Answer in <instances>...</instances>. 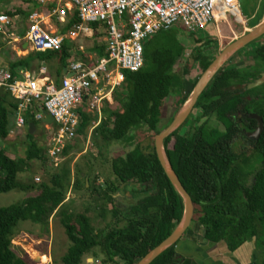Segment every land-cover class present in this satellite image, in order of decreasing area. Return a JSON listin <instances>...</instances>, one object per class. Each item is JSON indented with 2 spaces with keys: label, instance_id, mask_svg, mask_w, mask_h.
<instances>
[{
  "label": "trees",
  "instance_id": "16d2710c",
  "mask_svg": "<svg viewBox=\"0 0 264 264\" xmlns=\"http://www.w3.org/2000/svg\"><path fill=\"white\" fill-rule=\"evenodd\" d=\"M23 1L31 5L29 11L19 9L5 13L25 17L42 8L33 0ZM257 3H254V13ZM260 9L261 15L264 2ZM245 15L249 17L248 13ZM78 23L77 16H69L61 31L66 33ZM92 26L97 27L94 24ZM183 31L199 40L198 34L181 27L149 38L145 42L144 67L138 72H125V82L113 92L114 103L105 100L103 119L95 130L106 144L131 141L135 130L141 127H146L151 136L158 135L167 128L165 126L160 130L159 127L163 121L165 102L175 88L179 92L185 88L181 77L174 71L186 52L179 37V33ZM96 36H99L98 33ZM216 44L217 41H209L195 48L192 57L194 63L201 68V74L215 60L206 51ZM76 46L75 42L68 41L61 50L30 52L25 57H19L14 51L15 58L8 63V70L21 78L22 71L36 70L33 72L36 74L42 65H46L49 75L60 86L64 69L77 57ZM92 52L100 57L105 56V44L97 43ZM248 55L255 63L254 66L245 69H222L196 106V109L203 110V117L216 113L227 130L221 132L206 123L199 129L195 128L196 133L191 137L179 136V131L174 133L166 140L165 147L175 172L193 199V223L202 227L204 241L210 245L224 243L230 252L235 253L255 239L259 249L257 264H264V132L248 151L237 152L231 146L235 137L232 131L235 123L226 116L227 112L232 115L242 106L245 113L255 112L264 119L263 102L246 97L251 93L246 88L247 85L264 65V46L248 52ZM188 74L185 69L183 75ZM198 80L189 90V96L182 98L180 108L189 99ZM235 86L239 87L238 91L231 92ZM17 108L18 104L11 95L0 91V140L9 138L13 128L10 117L15 116ZM88 108L89 104L84 103L78 110L81 124L76 138L65 147L63 158L80 151V142L88 137L91 125L98 119L87 112ZM200 119L201 117L199 121ZM252 122L254 126L257 125L255 120ZM30 124L36 125L38 133L40 123L28 115L27 132L17 135L26 136L25 159L11 158L5 149L0 148V194L38 190L37 194L26 198L20 204L0 208V264H31L28 254L25 258L14 249L17 227L21 222H30L40 226L44 233L50 234L51 219L62 209L72 187L71 170L68 166L61 167L58 173H46L47 164L51 162L50 157L47 158L48 149L41 147L36 137L30 134ZM102 156L100 154V161L105 163L103 165H108L109 169V172L101 171L105 178L104 185H93L90 175L86 177L89 180V191L96 194L99 217L105 219L111 214L114 222L98 232L89 216V207L82 214H73L64 209L61 212L62 224L71 245L63 257V264H82L84 257L89 254L97 259L100 254H104L106 260L102 264H137L170 237L183 218V199L158 159L154 140L146 148L138 145L125 156ZM35 161L40 162L49 180L41 182V179H35L28 184L20 181L21 175L33 171ZM254 164L260 167L257 169ZM251 169L255 170L253 182L247 186L245 180ZM99 178L100 175L95 176L93 182L96 183ZM84 187L86 188V183ZM124 194H130L134 202L126 197L129 206L123 210L118 206L120 201L117 196ZM109 203L112 208L108 212ZM181 243L182 240L152 264H183L185 256L179 252Z\"/></svg>",
  "mask_w": 264,
  "mask_h": 264
},
{
  "label": "built area",
  "instance_id": "2783aa9c",
  "mask_svg": "<svg viewBox=\"0 0 264 264\" xmlns=\"http://www.w3.org/2000/svg\"><path fill=\"white\" fill-rule=\"evenodd\" d=\"M33 1L42 8L27 16L26 22L22 15L0 13L1 42L17 54H24L58 51L72 41L77 45L78 61L71 63L70 75L63 79L61 87L51 78L46 65L36 74L22 71L21 78L0 69V91L9 93L18 104V132L27 129L28 115L41 123L45 113L52 115L55 129L48 155L54 168L63 163L65 147L77 136L81 124L78 110L85 98L90 99L92 112L101 119L104 101L113 103V92L125 82V72H138L144 67L145 42L149 38L177 26L194 34L214 26L218 33L224 27L231 28L230 17L244 27L249 22L240 0ZM69 16H77L79 23L66 33L50 30L54 18L65 25ZM93 24L97 27L93 28ZM97 33L102 36L106 55L94 60L82 39H93ZM46 128L51 130L50 126Z\"/></svg>",
  "mask_w": 264,
  "mask_h": 264
},
{
  "label": "rangeland",
  "instance_id": "374dc122",
  "mask_svg": "<svg viewBox=\"0 0 264 264\" xmlns=\"http://www.w3.org/2000/svg\"><path fill=\"white\" fill-rule=\"evenodd\" d=\"M8 2H0V13L7 12V11H14L16 12L19 9H26L29 11L31 9V5L25 3L23 0H7ZM254 1V0H252ZM255 2H258L260 4L261 0H255ZM261 3V7H262ZM39 5V4H38ZM257 6V4H256ZM242 9L244 14L248 13L250 19L249 22H247L246 27L238 24L234 18H229V22L231 24L230 27H224L221 32L216 31V28L214 26H210L208 28V31L199 33L198 39L196 37H192L188 34H185V32L179 33V37L185 47V56L182 57V59L178 62V64L175 66V73L177 76L181 77L182 83L185 86L184 90L182 92L177 91L175 88L172 92L171 96L167 99L165 102V108H164V115H163V121L159 125L160 130H162L165 126H168L169 123L173 120L175 115L182 109L180 108L179 103L181 102L182 98L189 96V90L191 89L192 85L195 83L197 79L201 77V68L198 64L194 63V59L192 57L195 48L200 47L202 44H205L209 41H217L219 43V48L214 47L212 49H209L206 51L207 55H209L211 58H216L220 53L221 50L227 47L232 42L240 39L245 34L252 31V29L259 23H257V20H251L252 15L254 14V4L252 2H244L242 3ZM24 11V10H23ZM26 17L23 18V22H26ZM251 17V18H250ZM261 17V15H260ZM52 24L55 25V28H58L59 30L62 29L64 25L60 24L56 18L53 19ZM253 27V28H252ZM179 29L180 27L177 26L174 29ZM235 32V35L231 32L232 30ZM102 36H96L93 39H82V43H84L85 48L87 49V52L89 55L93 57L94 60L97 59L94 52H92L91 47L93 45H96L97 43L99 45H102ZM261 42H258L256 44H251L238 54H236L231 61L226 65V67H229L231 65H235L239 68H248L254 65L253 60L249 57L248 52L254 51L256 49H259L264 44V37L260 40ZM222 46H221V45ZM11 51V56L15 58L14 50L8 49V46L5 45L4 51ZM24 54L20 53L18 56H23ZM10 56V58H11ZM96 57V58H95ZM77 58V57H76ZM79 58V57H78ZM4 67V66H3ZM187 69L189 72L188 75H183L184 70ZM52 78V77H51ZM54 81L55 79L52 78ZM64 79V78H63ZM63 79L60 80V86H62ZM56 82V81H55ZM178 82V81H177ZM257 91L263 92L264 86L260 87ZM87 107V106H86ZM90 111V110H89ZM91 112V111H90ZM93 116L98 117V114L95 113ZM201 117V110L195 109L192 117H191V124L186 127L184 131L181 132L182 135H187L189 131H191L190 135L195 133V128L200 127L203 122L200 123L199 118ZM12 126L14 125V116L10 117ZM98 120V119H97ZM96 120V121H97ZM45 126L41 127V124H39L40 128L38 133L35 132L34 136L40 143L41 147H46L48 149L49 144H51V138L53 134V128L50 126V129H47L46 126H49L47 124H44ZM209 125L211 127H218L219 124L215 123L214 120H212ZM95 127H91L89 130V135L84 139V141H81L79 144L80 151H75V153H70L67 157L63 158L64 161L60 165L59 168H54L51 165V162H48L46 173L49 174L58 173L63 166H68L71 170V184L72 187H70V191L67 197V200L65 201V204L63 205L62 209L59 210L58 214L56 213L50 222V234H46L41 230L40 226L34 225L30 222H21L19 226L17 227V233L16 237L14 239L13 245L15 251L20 256H25L27 258V254L30 259L29 262L31 264H34L36 258L39 260L35 264H45V261H47V257L52 259V262L50 264H63V257L66 255L71 242L69 241L65 228L62 224V215L61 212L64 209H67L70 213L76 214V213H86L87 208L89 207V216L93 220L94 227L99 232L100 230L106 228L108 224L113 223V217H111V214H108V217L100 218L98 212V206L96 201V194L93 195L91 191H89V180L86 177L87 175H90L92 179L93 185L101 186L104 185V175H102L101 171H107L108 165H103L104 162L100 161V154L103 155V158H111V157H118V156H125L128 152L136 148L138 145H140L142 148L148 147L153 140L155 141V136H151L149 132L147 131L146 127H141L133 133L132 140L126 141V142H110V144H106L102 137L99 135V133L96 132ZM14 129V130H13ZM14 133H10L9 138L7 140H0V148H3L7 151V154L11 158H26V152H27V141L26 136L24 137H18L17 135L20 133L18 130H15L13 127ZM193 130V131H192ZM23 133V131H22ZM180 133V131H179ZM185 133V134H184ZM132 135V133H131ZM50 156L48 155L47 158ZM254 163V162H253ZM105 164V163H104ZM255 166V164H254ZM257 169L260 167L259 165L255 166ZM253 167V169H256ZM251 169L250 174L246 178V185L250 186L253 182V173L255 170ZM45 172V171H44ZM43 167L41 166L39 161H35L33 163V171L32 172H26L23 175L20 176V181L28 184L32 183L35 179H41V182L44 180H49V176L44 174ZM99 180L94 183L93 178L95 176H99ZM86 180V182H85ZM40 182V183H41ZM86 183V188L84 187V184ZM38 185H36L37 187ZM88 188V189H87ZM35 189L31 192H17L12 191L8 194H0V208H6L12 205L20 204L23 202L26 198L33 196L38 193V190ZM118 200L120 201L118 203V206H121V209H127L129 206L128 199H131L132 196L130 194H124L118 195ZM138 199V197H137ZM101 208V207H100ZM112 208L111 203L107 206L108 212ZM189 233L185 236L187 238H191L192 240L202 243L204 241V232L201 226L197 223H192L189 228ZM218 254L222 255L219 258H216L218 261H226L228 264H231L232 260L236 262L235 264H257V252L259 251L257 241L254 239L248 243H246L244 246H242L235 254H230L231 252L228 250V247L226 244L222 243L219 244L217 247ZM216 249V250H217ZM201 252L196 253L195 256L198 258H204L208 259L207 255L209 256V252H205V250L200 249ZM199 250V251H200ZM187 251L193 252L191 250V246L187 247ZM212 251H215L212 249ZM220 251V252H219ZM220 253V254H219ZM42 258H38L41 257ZM261 256V254H260ZM259 256V258H260ZM194 257V256H193ZM232 257V258H230ZM261 259V258H260ZM106 260V256L104 254H100L99 258L93 256V254H89L84 257L82 264H102V261ZM200 263V262H198Z\"/></svg>",
  "mask_w": 264,
  "mask_h": 264
},
{
  "label": "water",
  "instance_id": "95a60500",
  "mask_svg": "<svg viewBox=\"0 0 264 264\" xmlns=\"http://www.w3.org/2000/svg\"><path fill=\"white\" fill-rule=\"evenodd\" d=\"M264 1V0H263ZM241 3L244 4L245 0H240ZM264 37V19L259 22L249 33L242 36L240 39L229 44L211 63V65L207 68V70L201 75L199 78L192 94L190 95L187 102L183 105L182 109L177 113L173 122L160 134L155 136V150L158 156V159L167 175L172 185L182 197L184 202V215L177 226V228L173 231V233L168 237L165 241H163L159 246L149 252L141 261L137 264H152L155 260H157L163 253H165L168 249L175 246L184 235L189 230L191 224L193 223V219L195 216V206L193 203V199L190 194L187 192L182 182L180 181L179 176L175 172L171 160L166 151L165 142L166 140L176 133L184 124L190 119L193 114V111L196 105L199 102V99L208 88V86L215 79L217 74L224 68L226 63L230 61L236 54L241 52L243 49L250 46L252 43L259 41ZM28 46L25 47V49ZM264 84V75L261 79L257 80L255 83L249 86L250 89L258 87ZM87 99V98H86ZM251 118H258V116L253 115ZM261 125L259 129L256 131L255 136L259 137L263 130L262 119ZM44 123L51 126L54 123V118L50 113H45ZM30 134L34 135L37 128L36 125L30 124ZM40 258V257H38ZM36 262L39 260L36 258Z\"/></svg>",
  "mask_w": 264,
  "mask_h": 264
},
{
  "label": "flooded vegetation",
  "instance_id": "af4514ba",
  "mask_svg": "<svg viewBox=\"0 0 264 264\" xmlns=\"http://www.w3.org/2000/svg\"><path fill=\"white\" fill-rule=\"evenodd\" d=\"M252 2L253 4L255 3V0L254 1H252V0H245V2ZM261 3H263L262 1L260 2V4L259 3H257V11H259V8L261 7ZM257 14V13H256ZM256 14L254 15V18L253 19H251V20H255V18H256ZM253 15L251 16V17H253ZM250 17V18H251ZM249 21H250V19H249ZM253 28V27H252ZM232 30V29H231ZM234 35H235V32L232 30L231 31ZM261 40V39H260ZM257 41V42H254L253 44H256V43H258V42H261V41ZM221 45V44H220ZM222 46V45H221ZM262 46H264V44L262 45ZM214 47H218L219 48V43L217 42V44L216 45H213L212 46V48H214ZM211 48V49H212ZM226 48V47H225ZM224 48V49H225ZM224 49H222L221 50V52L224 50ZM216 59V58H215ZM232 59V58H231ZM231 59H230V61H231ZM230 61H228L227 63H226V65H228V63L230 62ZM255 64V63H254ZM226 65L224 66V68L223 69H225V70H227V69H245V68H239V67H236L235 65H231V66H229V67H226ZM252 66H254V65H252ZM251 66V67H252ZM249 68V67H248ZM264 75V65H263V67L261 68V70L259 71V73L257 74V76L256 77H254V78H251V83L249 84V85H247V89L249 90V91H251V93H250V95H246V97H252V98H254L257 102H263V104H264V91L263 92H259V91H256V92H254V90H258L260 87H262V86H264V84H262V85H260V86H258V87H255V88H252V89H250L249 88V86L251 85V84H253V83H255L257 80H259V79H261L262 78V76ZM238 88L239 87H233L230 91L231 92H233V91H235V92H237L238 91ZM197 106V105H196ZM195 109H196V107H195ZM195 109H194V111H195ZM194 111H193V113H194ZM246 111H245V109H243V107L242 106H239L238 107V109L232 114V115H230V113H226V116L229 118V120L231 119L234 123H235V125H234V127H233V130L232 131H234V133H235V137L232 139V142H231V146H233V148H234V150L235 151H237V152H246V151H248L251 147H252V145H253V142L254 141H256L257 139H259V137H256L255 136V133H256V131L259 129V127H260V125H261V121L259 120V118H261L262 119V123H263V130H262V133L264 132V119H263V117H261L259 114H257V113H255V112H250V113H245ZM177 115V114H176ZM176 115H175V117H176ZM193 115V114H192ZM253 115H256V116H258V118H251V116H253ZM175 117L173 118V120L175 119ZM192 117V116H191ZM191 117H190V119L184 124V126H182L178 131H180V133H179V136H183V137H191V136H193L195 133H193L192 135H190V133H191V131H189L188 132V134L187 135H182L181 134V132L182 131H184L185 129H186V127L188 126V125H190L191 124ZM173 120L169 123V125L173 122ZM212 120H214L215 121V123H218L219 124V126L218 127H212V128H215V129H218L219 131H221V132H223V131H226L227 130V127H226V125H225V123L224 122H222L221 120H219V118H218V115L216 114V113H213L210 117H206V116H204L203 117V110H201V119H200V123L201 122H203L202 124H201V126H203V125H205L206 123L209 125V123L212 121ZM256 121L257 122V125L256 126H254V124H253V122L252 121ZM168 125V126H169ZM167 126V127H168ZM200 126V127H201ZM210 126V125H209ZM200 127H198V129L200 128ZM211 127V126H210ZM177 131V132H178ZM193 131V130H192ZM261 133V134H262ZM185 134V133H184ZM257 165V164H256ZM131 202H134V201H132V199H131Z\"/></svg>",
  "mask_w": 264,
  "mask_h": 264
},
{
  "label": "crops",
  "instance_id": "0c3cea01",
  "mask_svg": "<svg viewBox=\"0 0 264 264\" xmlns=\"http://www.w3.org/2000/svg\"><path fill=\"white\" fill-rule=\"evenodd\" d=\"M261 1L264 2L263 0H261ZM260 8H259V11L256 10V12L254 13V15L257 13L255 20H257V18H258L259 22H261L264 19V11L262 12L261 17L259 16L260 12H261ZM254 15H253L252 19L254 18ZM49 28L53 32L58 31V32L63 33L58 28H55V25L52 24V23L50 24ZM93 46L91 47V50H93ZM4 47H5V44H3L1 42V40H0V69H9V64L8 63L11 61V59H13V57L11 56V51L10 52H9V50L8 51H4ZM28 54L29 53H24V55L20 56V57H25ZM94 54L96 55V57H100L97 53H94ZM10 56H11V58H10ZM76 61H78V58H76V57H75V59H72V61H70L69 65H67V68L64 69L63 77L61 79H63L65 76H69L70 75V73L68 72V69L70 68L71 63L76 62ZM35 71L36 70H34L33 72H35ZM14 119H15V116H14ZM195 242L196 241L192 240L191 238H187L185 236L182 238V243L180 245V248H179L180 251L179 252L182 254V256L183 255L185 256V262L183 264H228L226 261H222L221 262V261L216 260V258H219V257H221L223 255V254L221 255L219 253L220 255L215 256L216 254H218L217 253L218 252L217 247L219 245H210L209 242L206 243L205 241H203L202 243H198V242L195 243ZM188 246H191V250L193 252L187 251V247ZM200 249L205 250L206 254H207V252H209V256L207 255V257H208L207 260L204 259V258L201 259V258H198L197 256H195L196 253H198V252L200 253L201 252ZM212 249L215 250V251H212ZM235 253L231 252L230 254L232 255V254H235ZM230 258H232V257H230ZM230 261H232L231 264H235L236 263V262L233 261V259L230 260ZM198 262H200V263H198Z\"/></svg>",
  "mask_w": 264,
  "mask_h": 264
},
{
  "label": "clouds",
  "instance_id": "9594fccd",
  "mask_svg": "<svg viewBox=\"0 0 264 264\" xmlns=\"http://www.w3.org/2000/svg\"><path fill=\"white\" fill-rule=\"evenodd\" d=\"M7 70H8V69H7ZM65 77H66V76H65ZM65 77H64V78H65ZM106 101H107V100H106ZM108 102H109V101H108ZM84 103L89 104V108L87 109V112L90 113V114H92V115H94L95 112H92V110H91V108H90V99H88V98L86 99V98H85ZM84 103H83V104H84ZM104 103H105V101H104ZM104 103H103V107H104ZM109 103H110V102H109ZM113 103H114V101H113ZM113 103H111V104H113ZM81 106H82V105H81ZM81 106H80V107H81ZM79 109H80V108H79ZM89 110H90L91 112H90ZM44 116H45V115H44ZM44 119H45V118H44ZM102 119H103V108H102L101 119H100V115L98 114V120L95 121V122H93V124L91 125V127H93L94 124L97 123L98 121L101 122ZM38 122H39V121H38ZM100 122H99V123H100ZM39 123L41 124V126H45V125H44V124H45V123H44V120H43V123H41V122H39ZM53 125H54V123H53ZM53 125H51V126H53ZM97 126H98V125H97ZM13 127L15 128V121H14V125H13ZM91 127H90V128H91ZM12 129H13V128H12ZM13 130H14V129H13ZM13 130L11 131V133H12V132L14 133ZM89 130H90V129H89ZM21 132H22V131H21ZM26 132H27V129H26L25 132H23V133H26ZM13 133H12V134H13ZM88 134H89V133H88ZM40 258H42V256H41ZM47 259H48L47 261H49V259H51V258H48V257H47ZM33 261H34L35 263H37L35 260H33ZM47 261H45V264H50V262L47 263ZM51 262H52V259H51Z\"/></svg>",
  "mask_w": 264,
  "mask_h": 264
}]
</instances>
